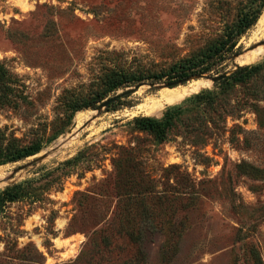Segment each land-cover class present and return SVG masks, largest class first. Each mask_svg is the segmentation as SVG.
<instances>
[{
    "label": "rangeland",
    "instance_id": "rangeland-1",
    "mask_svg": "<svg viewBox=\"0 0 264 264\" xmlns=\"http://www.w3.org/2000/svg\"><path fill=\"white\" fill-rule=\"evenodd\" d=\"M260 3L0 0V264H264V68L231 82L234 56L96 110L128 77L189 65ZM263 13L237 55L264 50ZM138 117L167 121L163 138Z\"/></svg>",
    "mask_w": 264,
    "mask_h": 264
},
{
    "label": "trees",
    "instance_id": "trees-1",
    "mask_svg": "<svg viewBox=\"0 0 264 264\" xmlns=\"http://www.w3.org/2000/svg\"><path fill=\"white\" fill-rule=\"evenodd\" d=\"M260 5L257 9L251 12L250 15H243L237 22L235 32L231 35H223L222 39L201 51L197 55H194L189 60V65H185L186 61H182L175 65V70L170 71L166 76L164 75H151L145 76L140 75L138 77H128L126 80L119 82L118 85L112 87L111 90H115L119 87L129 86L131 84H136L139 82H147L151 85L158 83V81L165 78L166 82H178L181 80H188L191 76L195 74L208 72L210 67L216 66L219 62L224 60H231L235 55L238 54V49L235 48L237 40L246 33L247 30L251 29L262 11L264 6V0H260ZM264 68L263 65L254 66H242L237 67L226 80L237 83L242 82L245 79H250L255 74L258 73L260 69ZM135 126L141 130L148 131L157 138L162 139L168 122L157 121L148 117H138L134 119ZM38 149H33L31 151H24V149H15L10 151V158L13 160H20L30 155H33ZM1 156V153H0ZM11 159V160H12Z\"/></svg>",
    "mask_w": 264,
    "mask_h": 264
},
{
    "label": "bare ground",
    "instance_id": "bare-ground-1",
    "mask_svg": "<svg viewBox=\"0 0 264 264\" xmlns=\"http://www.w3.org/2000/svg\"><path fill=\"white\" fill-rule=\"evenodd\" d=\"M264 35V13L262 17L259 19L257 27L254 31V36L259 37ZM264 54V50L262 47H258L251 52L246 53L244 56L237 59V63L239 65L252 64L259 61ZM211 81L206 79H199L196 81H192L188 83L185 87L180 88L179 90H173L169 94L165 95V99L170 103L176 101L184 96H188L191 93L200 91L210 85ZM170 91V90H169ZM166 93V92H165ZM162 94V93H161ZM161 99V98H160ZM159 100V99H158ZM182 100V99H181ZM179 100V101H181ZM178 103V102H177Z\"/></svg>",
    "mask_w": 264,
    "mask_h": 264
},
{
    "label": "water",
    "instance_id": "water-1",
    "mask_svg": "<svg viewBox=\"0 0 264 264\" xmlns=\"http://www.w3.org/2000/svg\"><path fill=\"white\" fill-rule=\"evenodd\" d=\"M260 44H263L264 45V41H262ZM246 54V53H245ZM245 54H239V55H235V59L237 60L238 58L244 56ZM237 67H241L240 65H236V68ZM235 68V69H236ZM227 75L226 74H222V75H218V76H215V77H210V78H207L203 75L201 76H198L199 78H206V79H209L212 83H216V82H219L221 80H223ZM187 80H181V81H178V82H172V83H168L166 84L164 87H167V88H171V87H174V86H177L179 84H183L185 83ZM143 84H136L133 88H128V89H125L124 91H122L121 93L113 96V97H110L109 99L105 100L104 102H102L97 108L96 110L99 111L101 110L102 108H105L107 106H109L111 103L115 102L117 99L121 98V97H124V96H127L133 92H135L137 89H139ZM149 86H152L151 84H149Z\"/></svg>",
    "mask_w": 264,
    "mask_h": 264
}]
</instances>
